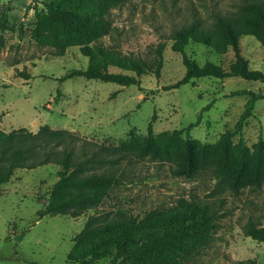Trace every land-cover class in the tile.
I'll return each instance as SVG.
<instances>
[{"label": "rangeland", "instance_id": "1", "mask_svg": "<svg viewBox=\"0 0 264 264\" xmlns=\"http://www.w3.org/2000/svg\"><path fill=\"white\" fill-rule=\"evenodd\" d=\"M49 1L67 6H88L91 2L0 0L2 131L21 127L36 131L39 125L48 124L73 131L81 140L119 145L132 130L145 135L149 122L152 134L157 135L184 128L200 115L189 131L190 137L207 145L208 150L221 152L223 146L217 140L224 131L233 129L249 96L233 91L264 90L263 82L240 76H201L165 88L185 72L181 54L171 48L174 31L192 21L211 28L215 14L230 15L244 0H123L110 6L105 13L108 32L97 39L98 43L117 52H132L148 63H154L155 48L162 45L159 76L149 70L140 74L139 85L129 86L82 75L58 79L69 69L86 68L88 58L78 44H70L58 53L54 47L39 45L30 37L37 16L43 15L45 2ZM185 52L199 64L210 61L225 68L235 58L231 48L220 54L193 41L187 43ZM239 53L250 69L264 74V45L254 36L239 37ZM20 70L30 77L17 74ZM109 70L135 74L118 66H110ZM207 104L209 107L202 110ZM259 134L264 138V97L254 102L253 115L226 148L232 151L240 137L252 148ZM3 147L2 160L7 155ZM59 168L55 163L17 167L0 185V264H60L90 214L107 218L141 216L150 209L173 206L180 199L205 201L219 212V226L186 264H236L248 258L264 264V241L244 234L250 218L264 225L263 184L234 193L210 169L187 178L173 173L172 163L166 159L132 156L121 161L116 169L120 183L110 188L96 207L78 215L70 210L38 218L36 211L47 201Z\"/></svg>", "mask_w": 264, "mask_h": 264}, {"label": "trees", "instance_id": "2", "mask_svg": "<svg viewBox=\"0 0 264 264\" xmlns=\"http://www.w3.org/2000/svg\"><path fill=\"white\" fill-rule=\"evenodd\" d=\"M122 1L91 0L88 6L45 2L44 13L37 16L30 37L39 45L54 47L58 53L70 44H78L88 58L86 68L69 69L59 80L82 75L129 86L139 85L140 74L149 70L159 76L162 45L155 48L154 63H148L132 52H117L97 42L108 32L107 9ZM244 34L254 36L264 45V0H244L230 15L215 14L211 28L192 21L175 30L171 48L181 54L185 72L165 88L201 76H240L264 83V74L250 69L247 59L239 53V37ZM189 41L201 43L220 54L231 48L235 58L227 68L210 61L199 64L185 52ZM2 44L0 32V46ZM110 66L135 74L110 71ZM17 74L30 77L23 70ZM233 92L249 96L233 129L224 131L218 138L217 144L223 146L221 152L208 150L207 145L190 137L189 131L199 122L200 115L184 128L157 135L152 134L149 122L145 135L132 130L119 145L81 140L73 131L52 128L48 124L39 125L36 131L24 127L7 132L0 130V147L4 146L2 149L7 151L3 160L0 156L3 162L0 164V185L10 179L14 168H33L47 163L59 165L58 178L48 191V199L36 211L38 218L70 210L78 215L96 207L109 189L120 183L116 169L121 161L132 156L166 159L172 163L173 173L187 178L194 177L199 170L210 169L234 193L246 187L258 188L264 185V138L259 134L252 148L241 137L232 151L226 146L231 137L241 132L244 121L253 115L254 102L264 97V90ZM208 107L207 104L202 110ZM218 220L219 212L212 205L185 199L164 209H150L141 216L128 214L107 218L93 213L74 235L73 246L60 264H186L219 226ZM244 234L264 241V225L259 219L250 218L244 226ZM236 264L256 263L248 258L237 260Z\"/></svg>", "mask_w": 264, "mask_h": 264}, {"label": "water", "instance_id": "3", "mask_svg": "<svg viewBox=\"0 0 264 264\" xmlns=\"http://www.w3.org/2000/svg\"><path fill=\"white\" fill-rule=\"evenodd\" d=\"M15 239H19V236H15Z\"/></svg>", "mask_w": 264, "mask_h": 264}]
</instances>
